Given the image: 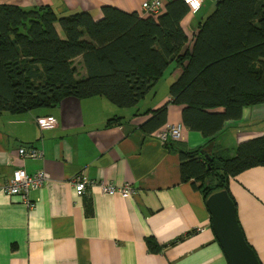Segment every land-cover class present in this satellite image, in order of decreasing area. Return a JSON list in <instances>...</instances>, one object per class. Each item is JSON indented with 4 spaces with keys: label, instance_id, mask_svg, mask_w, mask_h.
Instances as JSON below:
<instances>
[{
    "label": "crops",
    "instance_id": "crops-1",
    "mask_svg": "<svg viewBox=\"0 0 264 264\" xmlns=\"http://www.w3.org/2000/svg\"><path fill=\"white\" fill-rule=\"evenodd\" d=\"M145 0H0L23 8L50 6L57 13L89 11L95 20L101 7L141 10ZM218 0H203L200 9L181 20L188 41ZM84 75L80 58L74 60ZM179 69L170 66L133 107L120 108L103 96L67 97L54 107L20 113L0 112V187L12 172L44 170L47 182L29 193V209L17 195L0 192V264H228L211 227L202 193L192 180L180 178L174 151L204 146V151L234 155L244 140L264 135V103L245 106L211 142L181 122L182 105L170 99V84ZM166 105L165 124L181 123V138L168 149L140 126L152 111ZM53 116L54 127L37 119ZM120 117L106 126L109 118ZM20 147L37 148L42 157L22 158ZM129 184L128 195H108L99 186L75 193L71 179ZM228 191L245 239L264 264V165L250 167L228 181ZM152 238L158 252L147 248Z\"/></svg>",
    "mask_w": 264,
    "mask_h": 264
},
{
    "label": "trees",
    "instance_id": "trees-1",
    "mask_svg": "<svg viewBox=\"0 0 264 264\" xmlns=\"http://www.w3.org/2000/svg\"><path fill=\"white\" fill-rule=\"evenodd\" d=\"M101 13L95 20L89 11L63 14L44 5L0 4V112L92 96L133 107L172 65L179 75L170 84V99L182 105V124L208 142L230 120H239L243 107L264 103V0H218L190 42L181 25L189 13L183 0H167L158 16L110 5ZM166 115V105L153 110L140 130L152 134ZM120 119L109 118L106 126ZM171 144L165 146L173 150ZM174 151L181 180H192L206 200L217 190L229 194L231 177L264 165V135L241 141L234 155H213L204 146ZM146 245L159 250L152 238Z\"/></svg>",
    "mask_w": 264,
    "mask_h": 264
},
{
    "label": "built area",
    "instance_id": "built-area-1",
    "mask_svg": "<svg viewBox=\"0 0 264 264\" xmlns=\"http://www.w3.org/2000/svg\"><path fill=\"white\" fill-rule=\"evenodd\" d=\"M190 12H196L200 9L203 0H183ZM167 0H145L141 4L140 12L142 14H151L158 16L165 7ZM37 123L41 128L54 127L57 125V120L53 116H43L37 119ZM183 126L181 123L165 124L159 129L155 137L161 143L165 144L168 141H178L181 138ZM18 154L22 158L36 159L42 157L41 150L37 148L20 147ZM48 174L44 170L28 173L23 167L16 168L6 183L0 187V192L7 195H17L31 209L34 207V201L29 199V193L32 190L43 186L48 180ZM72 186L76 194H83L91 186L97 185L100 190L108 195L118 193L119 195H128L134 190L129 184L115 186L111 182L101 180L87 179L82 172L76 174L71 179Z\"/></svg>",
    "mask_w": 264,
    "mask_h": 264
},
{
    "label": "water",
    "instance_id": "water-1",
    "mask_svg": "<svg viewBox=\"0 0 264 264\" xmlns=\"http://www.w3.org/2000/svg\"><path fill=\"white\" fill-rule=\"evenodd\" d=\"M217 5V2H216ZM208 160L209 157L206 155ZM211 227L228 264H261L256 252L245 239L239 224L236 205L228 192L217 190L205 200Z\"/></svg>",
    "mask_w": 264,
    "mask_h": 264
}]
</instances>
